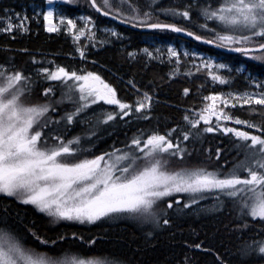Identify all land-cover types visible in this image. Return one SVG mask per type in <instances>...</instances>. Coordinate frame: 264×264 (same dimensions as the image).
Returning a JSON list of instances; mask_svg holds the SVG:
<instances>
[{"label":"snow or ice","instance_id":"6c2138e0","mask_svg":"<svg viewBox=\"0 0 264 264\" xmlns=\"http://www.w3.org/2000/svg\"><path fill=\"white\" fill-rule=\"evenodd\" d=\"M47 4L42 12L44 31L71 36L74 53L82 61L87 60L89 48L103 47L112 42L109 38H123L116 27L99 29L92 15L73 19L56 11L54 0ZM87 4L121 25L151 30L146 35L152 41L159 34H182L199 44L264 63V0H169L160 7V0H87ZM161 15L166 19L161 20ZM28 21V16L5 9L0 15V33L14 39V32L30 31ZM125 55L129 62L142 55L145 67L152 61L166 62L171 66L168 80L203 75L204 82L195 86L199 106L181 109L176 105L181 116L163 131L158 126L137 128L123 148L113 145L95 154L93 140L98 139L96 130L101 125L159 121L153 113L159 103L154 87L142 90L129 78L134 100L127 101L101 75L85 68H69L35 56L31 70L17 68L10 60L0 63V197L33 207L50 224L96 225L131 218L150 226L148 237L172 225L170 210L180 215L199 207L200 200L208 196L214 200L215 211L229 208L235 214V230L247 231L250 219L264 224V80L245 75L243 66L233 68L199 48L178 44H149L125 51ZM234 73L243 77L244 88L233 87ZM37 84L40 99L29 101L26 98ZM206 88L213 90L204 95ZM190 91L183 87L182 97ZM101 102L112 107L97 112L92 106ZM235 110L244 112L245 118ZM76 125L86 126L83 133L67 137L65 131ZM209 134L231 138L236 156L226 171L223 166L183 163L200 150L206 159L220 160L221 145L203 147ZM174 161L179 163L174 165ZM13 216L18 218V213L10 205L0 204V264H109L26 247L9 224ZM26 231L41 246L66 239L65 234L56 240L46 238L34 225ZM71 237L83 239L76 232ZM87 242L94 243V239ZM186 246L213 256L214 264H229L202 241L186 242ZM235 255L239 264H248L254 256L264 260V238L243 239ZM184 264L195 262L186 256Z\"/></svg>","mask_w":264,"mask_h":264},{"label":"trees","instance_id":"16d2710c","mask_svg":"<svg viewBox=\"0 0 264 264\" xmlns=\"http://www.w3.org/2000/svg\"><path fill=\"white\" fill-rule=\"evenodd\" d=\"M26 1L0 0V15L4 8H14L19 11L21 9L19 2L24 4ZM39 1L44 2V0ZM65 12L69 15L77 13L92 15L97 26L105 23L113 24L127 39L123 42L115 41L111 45H105L96 50L89 48L86 52L87 60L82 61L78 54L74 53V43L71 36L63 31L47 33L44 31L42 24L30 18L29 32L23 33L14 39L0 37V63H6L10 60L17 68L31 70L34 67L31 64V57L35 56L37 60L54 61L55 64L69 68H85L97 72L103 79L116 87L120 98L127 101L134 100L133 92L113 75L114 72L126 79L134 78L137 85L144 90H151L154 87L155 95L165 102L154 105L153 113L155 116H159V121L155 119L150 122L134 121L129 125L117 121L110 127L101 125L96 130L98 139L93 141L95 144V148L92 149L93 153L99 154L100 151H108L113 145L115 147L124 145L137 128L151 130L158 126L163 131L165 125L171 126L172 123L179 120L181 112L177 111L176 105L199 106L195 86L204 82L205 77L203 75L194 76L191 79L181 76L168 80L167 76L171 66L166 62L152 61L145 67L146 58L142 55L138 56L134 62L128 61L125 51L142 48L146 44L144 37L151 30L133 29L103 17L88 6L87 0L67 7ZM27 14L30 15V12L27 11ZM160 19L165 20L166 18L161 15ZM158 37L167 42L174 41L178 43L177 40L184 41L204 52L218 55L223 61L233 66L243 64L245 70L252 75L260 78L264 77V63L247 60L239 54L224 52L199 44L174 33L159 34ZM20 49H27V51L21 52ZM33 79L35 80V77ZM185 86L191 89L188 97H182V89ZM244 86L245 82L242 80V76L237 74L233 87L242 89ZM39 88L40 84L34 86L33 100L40 99ZM211 90L213 89L206 88L203 94L206 95ZM216 90L220 89L216 88ZM59 94V90H57L56 95L59 96ZM235 111L236 114L245 116L244 112ZM85 127L84 125L70 127L66 130L65 135L82 134ZM106 128L113 131L102 136ZM218 136L209 134L204 138L209 141H205L203 147L210 146L214 149L217 145H221L224 151L220 160H208L205 158L203 151L200 150L195 157V163H190L191 165L203 164L209 168L219 167L220 164L227 168L232 166L233 161H230L232 153H228L230 148L228 143L231 138ZM215 138L219 139L215 140ZM91 154L84 153L87 156ZM206 199L213 198L208 196ZM0 204L10 205L13 211L18 213V218L13 216L9 219V224L21 238L24 245L34 248L37 252L52 256L67 255L79 258L105 259L120 264H184L187 256L195 264H214L213 256L190 250L186 246V242L202 241L205 246L221 253L229 261V264H239V259L235 253L241 241L258 237L264 238V224L250 219L251 226L247 231L235 230L234 223L237 221L235 214L229 208H225L223 212H217L212 205H205L194 212H183L180 215L170 210L169 215L172 219V225L166 230L157 229L152 236L148 237L146 234L150 230V226L131 218L122 217L100 222L96 225H79L63 221L50 224L46 215L37 212L31 206L19 205L11 198L4 199L0 197ZM30 225H34L46 238L56 240L59 234H65L66 239L58 240L56 245L41 246L26 231V228ZM72 232H76L83 239H73L71 237ZM238 237L241 239H238ZM90 239H94V243H88L87 241ZM248 264H264V260L254 256L248 261Z\"/></svg>","mask_w":264,"mask_h":264},{"label":"rangeland","instance_id":"374dc122","mask_svg":"<svg viewBox=\"0 0 264 264\" xmlns=\"http://www.w3.org/2000/svg\"><path fill=\"white\" fill-rule=\"evenodd\" d=\"M80 2H84V0H74V3H72V4H67V3H65L64 2V0H59V1H54V5H55V10L56 11H60V12H63L64 14H66V12H65V10H66V8L67 7H71V5H77L78 3H80ZM169 3V0H160V4L158 5V7H160V6H165V5H167ZM19 6H20V10L19 11H17V10H15L14 8H4L3 10H2V14L1 15H3L4 14V10L5 9H8V10H10V12L11 13H19L21 16H28L29 17V21H28V27H29V25H30V18H33V19H35L36 20V22L37 23H40V24H42L43 25V17H42V12L43 11H46L47 9H48V7H49V5L47 4V1H44V2H41V1H39V0H27L24 4L23 3H21V2H19ZM27 11H29L30 12V15H28L27 14ZM66 15H68L69 16V18H73V19H76V18H78L79 16H81V15H86V14H79V13H77V14H72V15H69V14H66ZM54 22H57L56 21V19H55V16H54ZM79 22V21H78ZM99 29H102V28H104V27H115L113 24H103V25H100V26H97ZM119 31V30H118ZM21 34H23V33H21V32H14V34H12V35H14V37L15 38H17V36H19V35H21ZM123 34V33H122ZM98 35H99V37L101 38V39H103L104 38V34L103 33H98ZM0 37H3V38H9V39H13L12 38V36L10 35V34H7V33H0ZM83 39V38H82ZM109 39H111L112 40V42L111 43H105L104 45H103V47L105 46V45H111V44H113L115 41H119V42H123L125 39H127V37L123 34V38L122 39H120V40H116L115 38H109ZM144 41L146 42V44L143 46V47H145V46H148L149 44H163V43H172V44H174V45H180L182 48L183 47H191V48H193V49H195V48H197V47H195V46H192V45H189V44H187L186 42H184V41H181V40H177L178 41V43H176V42H174V41H163V40H161L159 37L157 38V40H155V41H152L149 37H148V35H146L145 37H144ZM142 47V48H143ZM100 48H102V47H96V48H93L94 50H96V49H100ZM130 51H133V50H130ZM205 53V55H212V56H214L215 58H217V59H219V60H221V61H223L218 55H214V54H210V53H207V52H204ZM79 57V56H78ZM223 62H225V61H223ZM227 63V62H226ZM231 65V64H230ZM233 68H235V67H240V66H243L244 67V65L243 64H239V65H237V66H233V65H231ZM246 71V70H245ZM249 72H245V75H247ZM234 75H235V77H236V75L237 74H235L234 73ZM252 75V74H251ZM254 76V75H253ZM33 77H35V76H33ZM255 77H257L258 79H262V80H264V77L263 78H260V77H258V76H255ZM242 80H243V77H242ZM234 88H238V87H234ZM130 90L133 92V90L130 88ZM32 96H33V93L31 94V96L30 97H28V98H26V99H28L29 101H32V102H34V101H36V100H33L32 99ZM93 107V109H95L97 112H99L100 110H101V108H103V109H110L112 106H108V105H103L102 104V102L99 104V105H93L92 106ZM112 129H109V128H106L105 129V131H104V134L102 135V136H104V135H107V134H110V133H112ZM65 134H66V131H65ZM67 137H71V136H74V134H72V135H66ZM219 137V136H218ZM94 140H96V139H94ZM93 140V141H94ZM205 141L206 142H208L209 140L207 139H204V141H203V144L205 143ZM85 147H87V145H85ZM124 147V145H121V146H119L118 148H123ZM196 148L197 149H200L201 148V145L200 144H197L196 145ZM198 153H199V151H195V152H193L192 153V155H191V157L190 158H186L184 161H183V163H185V164H190V163H195V157L198 155ZM228 153H232L231 154V162L234 160V158H235V152H234V150H233V148L232 147H230L229 149H228ZM81 158H83V157H81ZM174 163V165L175 164H178L179 162H177V161H174L173 162ZM219 167L220 166H222L221 164L220 165H218ZM228 168L227 167H225L224 165H223V170H227ZM206 199V198H205ZM204 199H202V200H200V202H199V207H197V206H193L191 209H189V210H185L184 211V213H187V212H189V213H191V212H194V211H196V210H198V209H200L202 206H205V205H212L213 206V204H214V200L213 199H206V200H204ZM45 215V214H44ZM76 257V256H75ZM77 258H79V257H77ZM80 259H93V258H80ZM98 260H101V261H108V260H105V259H98ZM109 262V264H120V263H117V262H112V261H108Z\"/></svg>","mask_w":264,"mask_h":264},{"label":"bare ground","instance_id":"6f19581e","mask_svg":"<svg viewBox=\"0 0 264 264\" xmlns=\"http://www.w3.org/2000/svg\"><path fill=\"white\" fill-rule=\"evenodd\" d=\"M246 72V71H245ZM247 72H249V71H247ZM250 73V72H249ZM113 75H115L122 83H124L126 86H127V88H130L128 85H127V80L128 79H126V78H124V77H122V76H119V74L117 75L116 73H114L113 72ZM139 87V86H138ZM141 88V87H140ZM162 100V99H161ZM165 103V102H164ZM180 106V105H179ZM184 107H187V106H180V108L181 109H183ZM242 118H245V116L243 117V116H241ZM221 138V137H220ZM219 138H215V140H218ZM222 139V138H221ZM228 140V139H227ZM226 140V141H227ZM228 145L230 146V147H232V143H231V141L228 143Z\"/></svg>","mask_w":264,"mask_h":264},{"label":"water","instance_id":"95a60500","mask_svg":"<svg viewBox=\"0 0 264 264\" xmlns=\"http://www.w3.org/2000/svg\"><path fill=\"white\" fill-rule=\"evenodd\" d=\"M54 1H58V0H54ZM108 18V17H107ZM110 19V18H109ZM116 23H118L117 21H115ZM119 24V23H118ZM124 26H126V27H130L131 28V26H129V25H124ZM137 30H142V29H137ZM143 31H147V30H143ZM178 35H181V36H183L182 34H178ZM183 37H185V38H187V39H189V40H191V38H189V37H186V36H183ZM195 42V41H194ZM198 43V42H197ZM208 46V45H207ZM220 50V49H219ZM221 51H224V50H221ZM224 52H226V51H224Z\"/></svg>","mask_w":264,"mask_h":264},{"label":"built area","instance_id":"2783aa9c","mask_svg":"<svg viewBox=\"0 0 264 264\" xmlns=\"http://www.w3.org/2000/svg\"><path fill=\"white\" fill-rule=\"evenodd\" d=\"M155 98H156V100H158L159 102H164V101H162L159 97H157L156 95H155Z\"/></svg>","mask_w":264,"mask_h":264},{"label":"flooded vegetation","instance_id":"af4514ba","mask_svg":"<svg viewBox=\"0 0 264 264\" xmlns=\"http://www.w3.org/2000/svg\"><path fill=\"white\" fill-rule=\"evenodd\" d=\"M158 6V5H157Z\"/></svg>","mask_w":264,"mask_h":264}]
</instances>
